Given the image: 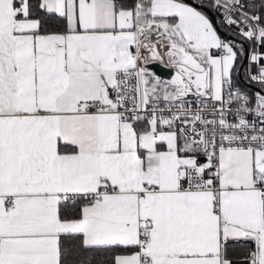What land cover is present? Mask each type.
Returning <instances> with one entry per match:
<instances>
[{"label": "snow or ice", "instance_id": "snow-or-ice-1", "mask_svg": "<svg viewBox=\"0 0 264 264\" xmlns=\"http://www.w3.org/2000/svg\"><path fill=\"white\" fill-rule=\"evenodd\" d=\"M0 264H264V0H0Z\"/></svg>", "mask_w": 264, "mask_h": 264}, {"label": "built area", "instance_id": "built-area-1", "mask_svg": "<svg viewBox=\"0 0 264 264\" xmlns=\"http://www.w3.org/2000/svg\"><path fill=\"white\" fill-rule=\"evenodd\" d=\"M245 3H251V0H245ZM246 10L249 11V12H254L255 11V9L252 8V7H248ZM211 12L213 13V15L216 18H218L221 21V18L223 17V10H220L218 12H214V11H211ZM234 28H235V26H232L229 29L233 32V29ZM221 37L222 38H225V39H229V38L224 37L223 35H221ZM244 63L247 64V61H245ZM245 247L246 246L240 245V244L234 245L233 248H232V250L229 251L230 258H232L234 261H236V260H242L243 257L246 255Z\"/></svg>", "mask_w": 264, "mask_h": 264}, {"label": "trees", "instance_id": "trees-1", "mask_svg": "<svg viewBox=\"0 0 264 264\" xmlns=\"http://www.w3.org/2000/svg\"><path fill=\"white\" fill-rule=\"evenodd\" d=\"M193 1L196 2V3H201V0H193ZM204 2L206 3L207 0H204ZM203 11L206 12V11H209V10H208L207 8H204ZM211 20H212V22L214 23V26H215L217 29H219V30H221V31L223 32L222 35H223L224 37H227V35H231V36H233L232 39L238 41V37L234 36V35H233V32H232L227 26L222 25V24H221V21H220L218 18H216V17L213 15V18H212ZM229 39H231V38H229ZM240 79H241V83H242V84H246V81L244 80L243 69H241Z\"/></svg>", "mask_w": 264, "mask_h": 264}, {"label": "water", "instance_id": "water-1", "mask_svg": "<svg viewBox=\"0 0 264 264\" xmlns=\"http://www.w3.org/2000/svg\"><path fill=\"white\" fill-rule=\"evenodd\" d=\"M189 2L192 3L193 5H196V6H198L200 4V3L194 2L193 0H189ZM206 13L209 15L210 19L213 18V13L211 11H206ZM217 30L219 31V34H221V35L223 34V32L221 30H219V29H217ZM226 38H231L232 39L233 36L227 35Z\"/></svg>", "mask_w": 264, "mask_h": 264}, {"label": "crops", "instance_id": "crops-1", "mask_svg": "<svg viewBox=\"0 0 264 264\" xmlns=\"http://www.w3.org/2000/svg\"><path fill=\"white\" fill-rule=\"evenodd\" d=\"M193 6H196V5H193Z\"/></svg>", "mask_w": 264, "mask_h": 264}]
</instances>
